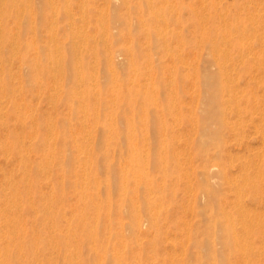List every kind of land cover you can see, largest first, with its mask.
<instances>
[{
    "label": "rangeland",
    "instance_id": "1",
    "mask_svg": "<svg viewBox=\"0 0 264 264\" xmlns=\"http://www.w3.org/2000/svg\"><path fill=\"white\" fill-rule=\"evenodd\" d=\"M199 1L201 5L197 4ZM236 1L238 4L233 7L234 0H157V6L166 11V27L165 22L149 28L142 26L143 20L147 21L152 13L141 0H129L128 3L122 0H33L37 13L30 19L32 24L35 23V28L31 29L28 21H25L21 34L13 24V18L8 17L12 34L9 45L5 43L4 46H16L3 57L7 70L6 82L13 90L4 91L1 88L3 86L0 87V208L4 209L0 211V249L9 252L0 253V264H4L8 255L13 263L16 256H19L24 264H244V255L240 249L245 246L241 245L245 244V240H238L236 244L235 240L234 244L228 245L231 237L227 236L226 226L231 219L237 237L246 228V223L253 227L249 228L250 235L246 241H252L254 248L251 246V260L245 264H264V241L258 239L264 237V188H258V193H255L252 185L247 182L255 179L264 186V156L261 157L264 155V136L261 135L264 131L258 111H253L251 119H246L240 134L233 130L234 126H238L234 123L236 112L229 111L227 116H230L231 124L235 125L233 129H224L223 141L218 144L203 134L201 123L198 125L203 115L200 110L203 106V86L198 73L215 68L207 46L199 41L201 35L198 30L203 27L200 24L203 21L204 28L211 27L215 20L220 24L221 17L234 11H238L236 13L241 16V25L253 21L264 23V0H258L259 5L257 0H249L255 6L258 5V10L262 8L257 13L252 2ZM98 3L104 6H96ZM66 8H69L70 16L65 15ZM202 8L206 12L201 15ZM219 10L224 11L225 15L219 17L216 13ZM249 12L252 15L250 19L247 17ZM79 13H82L81 16ZM117 14L124 16L125 20L116 21L114 16ZM205 14L207 17H204ZM242 27L234 30L232 35L236 37L245 32L252 42L254 37L252 39L251 36L255 32H242ZM263 27L260 25L258 32ZM155 28L162 30L166 36L165 41L155 34H144V31ZM221 30L219 27L212 33L215 36ZM75 34L78 38L74 37ZM77 42L78 47L75 46ZM165 43H168L167 50L163 47ZM179 44L182 45L180 48ZM178 49L182 50V54L180 51L178 53ZM110 50L111 53L108 52ZM251 54L247 56L252 57ZM58 55L61 58L55 63ZM232 55L236 56L237 50ZM236 71H232V76L238 77L233 80L238 85L240 106L250 104L247 100L248 91L256 92H252L255 98L250 93L253 104L254 101H263L264 91L256 87L258 78ZM159 78L164 83L158 84ZM251 85H255V90H250ZM129 91L134 93L131 95L133 99L137 98L136 103H132V99L129 101ZM152 91L154 96L149 100L141 97L144 92ZM190 106L194 109L193 113ZM252 120H258L256 126ZM259 131H262L261 134ZM202 138L207 141L203 143ZM130 141L134 147L137 146L136 150L143 154L142 157L148 159L143 165L146 167L147 179L155 190L149 191L144 179L133 185L134 162L131 159ZM216 145L220 152H217ZM22 149L27 153L32 177H37V180L27 194L21 187L23 204L17 209L8 199L13 194L16 196V184L27 180L22 169ZM40 165L43 169L41 173ZM107 165L116 171L117 177L107 169ZM162 165L167 169V174L161 170ZM122 169L130 176V194L138 197L140 208L133 211L123 205L129 196L119 188L118 173L122 174ZM220 169L223 174L215 172ZM187 171L190 176H187ZM22 178L24 181L21 182ZM230 178L231 181H228ZM89 179L93 182L85 185L84 181L88 182ZM244 180L246 183L242 185ZM237 184L244 187L243 199H240L243 203L237 198L238 186H232ZM209 187L216 191L212 200L204 191ZM82 188L96 194L93 203L101 204L99 217L94 209L84 208V200L79 196ZM158 189H162V192H158ZM107 198L112 199V206L104 205ZM148 198L156 201L154 209L158 210L157 228L150 226L148 213L144 208L141 209L143 201ZM8 212L18 215L19 220L11 240L4 237L5 230L10 228L3 224ZM135 212L138 213L139 223L133 224L131 217ZM251 222H254L253 225ZM222 235L224 238L220 237ZM236 246L239 250H236ZM257 248L258 251H254ZM220 254L222 259L219 258ZM15 263H18L17 260Z\"/></svg>",
    "mask_w": 264,
    "mask_h": 264
},
{
    "label": "bare ground",
    "instance_id": "2",
    "mask_svg": "<svg viewBox=\"0 0 264 264\" xmlns=\"http://www.w3.org/2000/svg\"><path fill=\"white\" fill-rule=\"evenodd\" d=\"M32 1L33 0H0V87L1 86H3V87H1L2 89H4V91H6V90H9V91H11V90H13V88H11L12 86L11 85H9L6 81H7V70H6V68H5V65H4V63H3V60H4V55H5V53L6 52H9V51H12V50H14V47L16 46L15 44L13 45L14 47H12V48H8V47H6V46H4L5 45V43L7 44V45H9V43H10V37H11V34H12V30H11V27H10V25H9V22H8V17H12L13 18V24L16 26V28H17V30H19V33L21 34L22 33V31H23V29H24V27H25V25H24V23H25V21H28V23L30 24V28L31 29H33V28H35V23H31V17H33V14H36L37 13V9L35 8V6H34V4L32 3ZM36 1H38V2H42V1H46V0H36ZM53 1V0H52ZM57 1V0H56ZM112 1V0H111ZM114 1V0H113ZM123 2H126V3H128L129 2V0H122ZM141 1H144L145 2V4L147 5V7L149 8V11L152 13L151 14V17L149 18V19H147V21L146 22H148V25H146V22L143 20V24H142V26L144 27V28H149V27H151V26H155V25H157V24H159L160 22H165V27L166 26H168L166 23H167V16H166V11H165V9H161L159 6H157L158 4L156 3V1L157 0H141ZM162 1V0H161ZM163 1H165L166 2V0H163ZM172 1V0H171ZM202 1V0H201ZM204 2L206 1V0H203ZM256 1V0H255ZM50 2H51V0H50ZM80 2H82V0H80ZM85 2V1H84ZM165 2H163V4L165 3ZM220 2V1H219ZM248 2H250L249 0H248ZM252 2V1H251ZM250 2V3H251ZM259 1L257 0L256 1V3H258ZM175 3V2H174ZM198 3H200V1L199 2H197V4ZM244 3V2H243ZM36 4V3H35ZM58 4V3H57ZM85 4V3H84ZM83 4V5H84ZM202 4V2L200 3V5ZM204 4V3H203ZM218 4V3H217ZM217 4H214V5H217ZM238 3H237V1L236 0H234V2H233V7H236L235 5H237ZM252 4H254V7L256 8V13H257V10H258V8H257V6L260 4V3H258V5L257 6H255V3H253L252 2ZM67 5V4H66ZM98 5H103L104 6V4H97L96 6H98ZM112 5V4H111ZM206 5V4H205ZM246 5H247V2H246ZM115 6V5H114ZM114 6H113V8H114ZM260 6H262V5H260ZM40 7V6H39ZM68 7H70L69 5H68ZM82 7V6H81ZM102 7V6H101ZM100 7V8H101ZM202 7V6H201ZM248 7V6H247ZM246 7V8H247ZM57 8V7H56ZM72 8V7H71ZM83 8V7H82ZM105 8H107L106 6H105ZM173 8V7H172ZM171 8V9H172ZM197 8V7H196ZM239 8H241L240 6H239ZM246 8H245V10H246ZM250 8V7H249ZM249 8H247V9H249ZM262 8L264 9V7L262 6ZM262 8H260V10H258V11H261V9ZM54 9H55V3H54ZM98 9H99V7H98ZM112 9V8H111ZM177 9H178V7H177ZM176 9V10H177ZM203 9V11H200V14L202 15V13L204 12V8H202ZM254 9V8H253ZM194 10H196L195 8H194ZM255 10V9H254ZM72 11V10H71ZM81 11V10H80ZM101 11H102V8H101ZM197 11V10H196ZM227 11V10H226ZM263 11V10H262ZM55 12H57V9H55ZM82 12V11H81ZM206 12V11H205ZM204 12V13H205ZM224 12V11H223ZM221 10H219V11H216V13L217 14H219L220 16L219 17H221V16H223V14L225 13H223ZM236 12H238V11H236ZM235 11L234 12H231V13H228V14H224L225 16H223V17H221V20H220V24L215 20V21H213V23L211 24V27H209V28H204V25H202V23H204L203 21H202V23L200 24L201 25V27H202V30L200 29V30H198V33H200V35H201V39L199 40L202 44H204L205 45V47L208 49V51H209V54H210V56H211V61H212V63H213V65L215 66V68H213V69H204L203 70V72L202 73H198L199 74V77H201V79H199V81L201 82V85L203 86V97H202V109H200L201 111H202V113H203V115H202V117L201 118H199V120H198V125L201 123L202 124V132H203V134L204 135H207V137H209V138H211L212 139V141H215V144H218V143H220V142H222L223 141V136H224V129H233V125H235V124H238V126H234V133H239L240 134V132H242L243 131V126H245L244 125V123H245V121H247L246 119L247 118H249V119H251L250 118V116H251V114L253 113V111H258L257 113L259 114V116H260V118H261V122H262V128H263V131H264V99H263V101H256V103H255V101H254V104H253V100H252V97L250 96V93L252 94V92L253 93H256V92H254V91H248L249 92V95L247 96V100L249 101V105H247V106H245V107H241L240 106V99L238 98V95H237V86L238 85H235L234 84V80H233V78L234 77H237V76H232V71L234 70V71H236V72H238V71H240V72H244V74H250V75H254L253 77L254 78H258L257 79V81H258V83H257V81H256V87H260V89H263V91H264V27L261 29V31H259L258 32V29H260V25H263L264 26V23H254V21L252 22V23H249V24H244L243 23V25H241L242 24V22H240V15L239 14H237ZM246 12H247V10H246ZM73 13H74V11H73ZM100 13V12H99ZM107 13V12H106ZM195 13H197V12H195ZM253 13V11L251 12V14ZM255 13V14H256ZM80 14V16H81V14L82 13H79ZM247 14V13H246ZM249 14H250V12H249ZM249 15V16H247V17H249V19H250V16H252V15ZM255 14H253L254 16H255ZM259 14V13H258ZM263 14V13H262ZM51 15H52V13H51ZM50 15V16H51ZM65 15L66 16H70V10H69V8H66L65 9ZM85 15V14H84ZM248 15V14H247ZM86 16V15H85ZM264 15H262V17H263ZM54 17H55V15H54ZM108 17V16H107ZM204 17H207L206 16V14L204 15ZM203 17V18H204ZM234 17H237L236 19H237V21L236 22H234L233 21V19H234ZM246 17V16H245ZM53 18V17H52ZM114 18H115V20L116 21H120V20H123L125 17L124 16H121V15H116V16H114ZM197 18H198V16H197ZM202 18V17H201ZM253 18V17H252ZM257 18V17H256ZM47 19H48V17H47ZM50 19H51V17H50ZM100 19H101V17H100ZM143 19V18H142ZM207 19V18H206ZM205 19V20H206ZM81 20V19H80ZM125 20V19H124ZM134 20V19H133ZM212 20V19H211ZM245 20V19H244ZM258 20V19H257ZM263 21H264V17H263V19H262ZM48 21H50V20H48ZM251 21H252V19H251ZM263 21H261V22H263ZM51 22V21H50ZM49 22V23H50ZM88 22V21H87ZM200 22V21H199ZM206 22V21H205ZM53 23V22H52ZM86 23V22H85ZM89 23V22H88ZM218 23V24H217ZM71 24H72V21H71ZM47 25H49L48 23H47ZM83 25H85V24H83ZM50 26V25H49ZM52 26H54V25H52ZM73 26V25H72ZM159 26V25H158ZM240 26H243L241 29H242V32H244V31H246V30H253L252 32H255V34H252V35H254V36H251V38L252 37H254V39L252 40V42L250 41V39H249V37L247 36V35H245V32L244 33H242V34H240V35H238V36H236L235 37V35L233 36L232 35V32H235L236 30H238L239 28H240ZM222 28V30L221 31H219V32H217V34L214 36L213 35V31L215 32L216 30H217V28ZM254 27V28H253ZM14 28V27H13ZM71 28V27H70ZM87 28V27H86ZM106 28V27H105ZM143 28V29H144ZM160 28V27H159ZM170 28V27H169ZM180 28V27H179ZM185 28V27H184ZM165 29V28H164ZM38 30V29H37ZM49 30H50V27H49ZM53 30V29H52ZM72 30H73V28H72ZM84 30H85V28H84ZM94 30V29H93ZM112 30H114V29H112ZM235 30V31H234ZM15 31V30H14ZM92 30H90V32H91ZM96 31V30H95ZM179 31V30H178ZM84 32V31H83ZM87 32H89L88 30H87ZM94 32V31H93ZM104 32V31H103ZM33 33V32H32ZM49 33V32H48ZM54 33H55V30H54ZM92 33V32H91ZM90 33V34H91ZM107 33V32H106ZM179 33V32H178ZM53 34V33H52ZM56 34V33H55ZM144 34H146V36H151L152 34H155V36L156 37H158V38H161L163 41H165V34H163L162 33V30L161 29H153L152 31H144ZM246 34H247V32H246ZM34 35V34H33ZM50 35V34H49ZM20 36V35H19ZM180 36V35H179ZM55 37V36H54ZM74 37L75 38H78V36H77V34H75L74 35ZM153 37V36H152ZM182 37V36H181ZM33 39V38H32ZM79 39H82V38H79ZM85 39V38H84ZM128 39V38H127ZM51 40V39H50ZM54 40H56L55 38H54ZM106 40V39H105ZM198 40V39H197ZM129 41V39L127 40V42ZM34 42V41H33ZM57 42V41H56ZM107 42H108V40H107ZM126 41H125V43H127ZM145 42V41H144ZM173 42V41H172ZM181 42V41H180ZM179 42V43H180ZM124 43V44H125ZM177 43H178V41H177ZM198 43V42H197ZM110 44V43H109ZM168 44V43H167ZM167 44L165 43L164 45H163V47L167 50L168 49V46H167ZM56 45H57V43H56ZM128 45V44H127ZM149 45V44H148ZM75 46H77L78 47V42H77V44H75ZM80 46V45H79ZM82 46V45H81ZM95 46V45H94ZM108 46H110V45H108ZM108 46H107V48H108ZM182 46V45H181ZM180 46V44H179V48L181 47ZM36 47V46H35ZM84 47V46H83ZM128 47H130V46H128ZM79 48H81V47H79ZM106 48V49H107ZM68 49V48H67ZM110 49V48H109ZM172 49V48H171ZM17 50V49H16ZM57 49L55 48V52L54 53H56L57 51H56ZM131 50V49H130ZM130 50H129V52H130ZM146 50V49H145ZM199 50V49H198ZM205 50V49H204ZM234 50H237V55L236 56H233L232 55V53H233V51ZM67 51V50H66ZM179 49H178V53H179ZM182 51V50H181ZM180 51V52H181ZM108 52H110L111 53V50L110 51H108ZM115 52H117V51H115ZM171 52V54H172V51H170ZM255 52V53H254ZM36 53V52H35ZM78 53V52H77ZM251 53H253V54H251ZM18 54V53H17ZM61 53H59V55H60ZM94 54V53H93ZM181 54H182V52H181ZM203 54H205V53H203ZM247 54H251V55H253L252 57H248L247 56ZM58 55V57H56V59H55V63L56 62H58L59 60H58V58L61 56H59ZM68 55V54H67ZM108 55V54H107ZM34 56H36V55H34ZM55 56H57L56 54H55ZM93 56V55H92ZM109 56V55H108ZM131 56H132V54H131ZM188 56V55H187ZM68 57V56H67ZM189 57V56H188ZM36 58V57H35ZM61 58V57H60ZM110 58V57H109ZM132 58V57H131ZM171 58L173 59V57L171 56ZM181 58V57H180ZM203 58V57H202ZM182 59L183 58H181V61H182ZM197 59V58H196ZM199 59V58H198ZM197 59V60H198ZM210 59V58H209ZM20 60V59H19ZM70 60V59H69ZM204 60H205V57H204ZM50 61H51V58H50ZM185 61V60H184ZM187 61V60H186ZM185 61V62H186ZM9 62H11V61H9ZM125 62V61H124ZM133 62V61H132ZM192 62V61H191ZM15 63V62H14ZM20 63V62H19ZM51 63V62H50ZM96 63V62H95ZM110 63V62H109ZM120 63H121V61H120ZM188 63V62H187ZM186 63V65L188 66L189 64H187ZM190 63V62H189ZM207 63V62H206ZM119 64V63H118ZM185 64V63H184ZM194 64V63H193ZM192 64V65H193ZM201 64V63H200ZM16 65V64H15ZM68 65V64H67ZM95 66V65H94ZM102 66V65H101ZM134 66V65H133ZM195 66V65H194ZM193 66V67H194ZM103 67V66H102ZM101 67V68H102ZM111 67V66H110ZM20 68V67H19ZM68 69V68H67ZM78 69V68H77ZM134 69H135V67H134ZM170 69V68H169ZM26 70V69H25ZM69 70V69H68ZM79 70V69H78ZM115 70V69H114ZM114 70L112 71V72H114ZM147 70V69H146ZM172 69H170V71H171ZM121 71V70H120ZM169 71V72H170ZM193 71H194V69H193ZM55 72V71H54ZM71 72V71H70ZM78 72V71H77ZM147 72H148V70H147ZM15 73V72H14ZM25 73V72H24ZM135 73V72H134ZM194 73V72H193ZM253 73V74H252ZM19 74H20V72H19ZM26 74V73H25ZM71 74V73H70ZM173 74V73H172ZM61 75V74H60ZM170 75V74H169ZM188 75H189V73H188ZM67 76V75H66ZM92 76V75H91ZM193 76V75H192ZM195 76V75H194ZM78 77H79V74H78ZM104 77V76H103ZM133 77V76H132ZM153 77V76H152ZM95 78V77H94ZM93 78V79H94ZM146 78V77H145ZM147 78H149V77H147ZM146 78V79H147ZM238 78V77H237ZM19 79V78H18ZM53 79V78H52ZM55 79H57V78H55ZM62 79V78H61ZM77 79V78H76ZM193 79H195V78H193ZM66 80V79H65ZM69 80V79H68ZM95 80V79H94ZM255 80V79H254ZM18 81V80H17ZM33 81L35 82V80L33 79ZM53 81H54V79H53ZM90 81V80H89ZM96 81V80H95ZM194 81V80H193ZM19 82H21V80L19 81ZM18 82V83H19ZM94 82V81H93ZM146 82V81H145ZM164 83V81H163V79L161 78H159V80H158V84H161V83ZM92 83V82H91ZM194 83V82H193ZM41 84V83H40ZM54 84H55V82H54ZM66 84V83H65ZM19 85H22V84H19ZM81 85H82V83H81ZM188 85H189V83H188ZM40 86V85H39ZM194 86H195V83H194ZM19 87V86H18ZM53 87V86H52ZM254 87H255V85L254 86H252L251 85V88H250V90H252V89H254ZM194 88V87H193ZM59 89V88H58ZM255 90V89H254ZM259 90V89H258ZM55 91H56V89H55ZM173 91V90H172ZM171 91V92H172ZM195 91V90H194ZM198 91V90H197ZM241 91V90H240ZM239 91V95H240V92ZM257 91V90H256ZM130 93V96L128 97V98H130V100L129 101H131V99H132V103H136L137 102V98H132L131 97V95H133L134 93L133 92H131V91H129ZM191 92V91H190ZM259 92V91H258ZM54 94V93H53ZM58 94V93H57ZM172 95H173V93H172ZM191 95V94H190ZM197 95V94H196ZM256 95V94H255ZM260 95V94H259ZM139 96V95H138ZM154 96V91H152V92H150V93H147V92H144L143 94H142V96L141 97H143V99L144 100H149L148 98H152ZM252 96L255 98V96L252 94ZM21 98H22V96H20ZM196 97V96H195ZM262 97H264V94L262 95ZM196 98H198V97H196ZM238 98V99H237ZM114 99V98H113ZM196 100V99H195ZM174 101V100H173ZM191 101V100H190ZM197 101V100H196ZM201 101V100H200ZM18 102V101H17ZM14 103V102H13ZM196 103V102H195ZM244 103V102H243ZM84 105V104H83ZM34 106V105H33ZM194 106V105H193ZM133 107V106H132ZM177 107V106H176ZM191 107V106H190ZM189 107V108H190ZM188 108V109H189ZM133 109H134V107H133ZM25 110H27V109H25ZM85 110V107H84V109H83V111ZM176 110V109H175ZM192 110H194V109H192V107H191V112H192ZM198 110V109H197ZM28 111V110H27ZM147 111V113H148V109L146 110ZM229 111H235L236 113V117H235V121H234V123L233 124H231V120H230V116L228 117L227 116V113L229 112ZM162 113H165V110H162L161 111ZM26 113V112H25ZM86 113V112H85ZM193 113V112H192ZM178 116V115H177ZM201 116V115H200ZM231 116H233V115H231ZM235 116V115H234ZM233 116V117H234ZM16 118V117H15ZM176 118V117H175ZM174 118V119H175ZM130 119V118H129ZM189 120H190V118H189ZM196 120V119H195ZM24 121V120H23ZM50 121V120H49ZM114 121V120H113ZM121 121V120H120ZM260 121V120H259ZM252 122H255L256 124H255V126L257 125V122H258V120H257V122L256 121H253L252 120ZM251 122V123H252ZM49 124H50V122H48ZM47 123V124H48ZM190 123H191V121H190ZM196 123V122H195ZM47 124H45V125H47ZM239 124H240V126H239ZM51 125V124H50ZM70 125V124H69ZM122 125H123V123H122ZM252 125H254V124H252ZM53 126V125H52ZM129 126H131V125H129ZM51 127V126H50ZM87 127V126H86ZM131 127H134L133 125L131 126ZM131 127H130V130H131ZM193 127H195V126H193ZM192 127V128H193ZM254 127V126H253ZM15 128H17V127H15ZM186 128V127H185ZM86 129V128H85ZM134 129V128H133ZM196 129V128H195ZM257 130H258V128H256ZM261 129V128H260ZM259 129V130H260ZM33 130H35V129H33ZM50 130V129H49ZM70 130H71V128H70ZM98 130H99V128H98ZM73 131V130H72ZM133 131V130H132ZM131 131V132H132ZM185 131V130H184ZM199 131V130H198ZM256 131V130H255ZM33 132V131H32ZM195 132V131H194ZM233 132V131H232ZM231 132V133H232ZM258 132V131H257ZM256 132V133H257ZM262 132V131H261ZM261 132L259 131V133L261 134ZM7 133V132H6ZM50 133H52V132H50ZM100 133V132H99ZM201 133V132H200ZM244 133V132H243ZM246 133H247V131H246ZM145 134V133H144ZM153 134V133H152ZM151 134V135H152ZM32 135V134H31ZM52 135V134H51ZM97 135H99V134H97ZM154 135V134H153ZM236 135V134H235ZM238 135V134H237ZM261 135H263L264 136V133H262ZM73 136H74V134H73ZM121 136V135H120ZM190 136H192L191 135V133H190ZM242 136H243V134H242ZM30 137V136H29ZM145 137V136H144ZM202 137V136H201ZM246 137H247V135H246ZM22 138V137H21ZM50 138V137H49ZM98 138H99V136H98ZM153 138V137H152ZM229 138V137H228ZM240 138V137H239ZM263 138L264 137H262V141H264L263 140ZM146 139V138H145ZM192 139V138H191ZM199 139V138H198ZM31 140V139H30ZM55 140V139H54ZM90 140V139H89ZM153 140V139H152ZM247 140V139H246ZM202 141H203V143H205L207 140L206 139H203L202 138ZM262 141H261V145H262ZM46 142H47V140H46ZM116 142V141H115ZM122 142V141H121ZM90 143V142H89ZM145 144H146V142H144ZM244 144H245V142H243ZM247 143H248V141H247ZM123 144V143H122ZM166 144V143H165ZM164 144V145H165ZM190 143H188V145H189ZM264 144V143H263ZM89 145V144H88ZM87 145V146H88ZM130 145L132 146L131 148H132V151H131V159H132V161L134 162V164H133V181H134V183H133V185H136L137 184V182L139 181V180H141V179H144L145 180V184L147 185V187H149L148 188V190L150 191L151 189H153V190H155L154 189V187H153V184L147 179V173H146V171H145V166L143 165V162L146 164V162H147V158L146 157H142V153H139L138 152V150H136L137 149V146H135L134 147V145H133V143H132V141H130ZM247 145V144H246ZM79 146H80V144H79ZM86 146V147H87ZM263 146V145H262ZM53 147V146H52ZM146 147V146H145ZM164 147V146H163ZM188 148H190L189 146H187ZM218 147L219 146H217L216 145V149H217V152H220V150L218 149ZM251 147V146H250ZM174 148V147H173ZM187 148V149H188ZM67 149V148H66ZM146 149V148H145ZM189 150V149H188ZM68 151H69V149H68ZM190 151V150H189ZM145 152H147V151H145ZM144 152V153H145ZM175 152V151H174ZM180 151H176V153H179ZM191 152V151H190ZM69 153V152H68ZM67 153V154H68ZM81 153V152H80ZM85 153H87V152H85ZM162 153V152H161ZM25 151H24V149H22L21 150V158L23 159V162H22V169H23V171H24V175H25V178L27 179L25 182H23V183H19V184H16V186H15V191L17 192L16 193V196H14L15 194H13V196H12V198H9L8 200H9V202L11 201V203H12V206H14L15 208H17V209H19V206H21V204H23V199H22V197H21V187H22V191L25 193V194H27V193H29L32 189H33V187H34V185H35V182H36V180H37V177H32L33 176V171H32V169L31 168H29L28 167V164H27V153L25 154ZM55 154V153H54ZM146 154V153H145ZM163 154V153H162ZM175 154V153H174ZM178 155V154H177ZM191 155V154H190ZM243 155V154H242ZM260 155V154H259ZM192 156V155H191ZM232 156V155H231ZM231 156H230V158H231ZM262 156H264V155H261V157ZM67 157V156H66ZM65 157V158H66ZM257 157V156H256ZM85 158V157H84ZM178 158V157H177ZM16 159H17V157H16ZM46 159H48V157L46 158ZM77 159V158H76ZM188 159V158H187ZM192 159V158H191ZM232 159V158H231ZM256 159V158H255ZM255 159H253L254 161H255ZM259 159H260V157H259ZM258 159V162H260V160ZM17 161V160H16ZM157 161H158V163H160L161 161L159 160V158H157ZM47 162V161H46ZM181 162V161H180ZM230 162V161H229ZM77 163V162H76ZM86 163V162H85ZM124 163V162H123ZM255 163V162H254ZM18 164V163H17ZM90 164V163H89ZM255 164H257V163H255ZM120 165H121V161H120ZM83 166V165H82ZM151 166V165H150ZM224 166V165H223ZM248 166H249V164H248ZM258 166V165H257ZM40 168H39V173H41V172H43V169H42V167H41V165L39 166ZM101 167V166H100ZM100 167H99V169H100ZM107 167V169L108 170H110V171H113V173L116 175V177H117V174H116V171H114V169H112L111 168V166L110 165H107L106 166ZM122 167V166H121ZM125 167V166H124ZM215 167V166H214ZM244 167H246V165L244 166ZM191 168H193V166L191 167ZM211 168V167H210ZM247 169H248V167H246ZM1 169H3V168H1ZM84 170H85V168H83ZM123 169H126V168H123ZM122 169V170H123ZM245 169V168H244ZM247 169H245L246 170V173H248L247 172ZM161 170L163 171V173H165V174H167V169L165 168V166H161ZM255 170H256V166H255ZM259 170H261V169H259ZM45 171V170H44ZM124 172H122V174L119 172L118 173V177H119V179H120V184H119V188L123 191V194H125V195H128L129 196V200L128 201H125V203H123V205L125 206V208H127L128 210H130V211H133V210H136V208H140V205L137 203L138 202V197H134V196H132L131 194H130V191H129V183L131 182V180H130V176H129V173H127V171H125V170H123ZM213 171V170H212ZM263 171V170H262ZM4 172V171H3ZM215 172H220V173H222L223 174V170H216ZM255 172V171H254ZM182 174H183V172H181ZM190 173H191V171H190ZM226 173V172H225ZM230 173V172H229ZM258 173V172H257ZM256 173V174H257ZM259 173H262V172H259ZM82 174H83V172H82ZM185 174V173H184ZM183 174V175H184ZM187 176H190L189 175V173H188V171H187ZM209 174V173H208ZM211 174V173H210ZM216 174V173H215ZM255 174V175H256ZM186 175V174H185ZM201 175V174H200ZM231 175H233V174H231ZM258 175V174H257ZM216 176V175H215ZM227 176V175H226ZM260 176H261V174H260ZM82 177V176H81ZM217 177V176H216ZM233 177H235V176H233ZM232 177V180L234 179ZM89 178V177H88ZM188 178V177H187ZM192 178V177H191ZM243 178H245L246 179V176H244ZM84 179H85V176H84ZM189 179H190V177H189ZM194 179V178H193ZM202 179H203V177H202ZM213 179H215V178H213ZM236 180V179H235ZM247 180V179H246ZM251 180V182H249ZM249 181L247 180V182H248V184H251L252 186L251 187H253V189H254V192L256 193L257 191H258V188H261V189H263L264 188V186H262V185H260V183H259V181H256L255 179H250ZM7 181H9V180H7ZM22 181H24V178H22V180H21V182ZM203 181V180H202ZM228 181H231V178H230V180H228ZM245 181V180H244ZM93 181H91V179H89V181L88 182H86V181H84V183H85V185H87V184H90V183H92ZM192 182V181H191ZM213 182V181H212ZM235 182V181H234ZM238 182V181H237ZM237 182H235V183H237ZM114 182H112V184H113ZM230 183H233V182H230ZM229 183V184H230ZM239 184H240V182H238ZM243 183H246V181L245 182H243L242 181V185H243ZM6 184H8V182L6 183ZM189 184H190V182H189ZM214 184V183H213ZM212 184V185H213ZM239 184H237V185H232V186H238V187H236L237 188V198H238V200H240V199H243L242 198V196H243V190H244V187H241ZM194 185V184H193ZM84 186V185H83ZM190 186V185H189ZM101 187H102V185H101ZM52 188V187H51ZM112 188V187H111ZM230 188V187H229ZM234 188V187H233ZM235 188V189H236ZM192 189H193V186H192ZM82 191H81V193H79V196L84 200V208L85 209H90V208H92V209H94L96 212H94V213H97V215H98V217H99V214H100V209H101V204L100 203H97L96 202V204H94L93 202L95 201V196H96V194L94 195V194H91V193H89L86 189H84V188H82L81 189ZM204 191L208 194V196H209V198L211 197V200H212V197L213 198H215V196H216V191H215V189H213V188H211V187H209V188H207V190H205L204 189ZM232 191V190H231ZM158 192H162V189H158ZM235 192V191H234ZM246 193V192H245ZM258 193V192H257ZM6 195V194H5ZM261 195V194H260ZM263 195V194H262ZM185 196H187V195H185ZM189 196V195H188ZM194 195H192V197H193ZM232 196V195H231ZM245 196H246V194H245ZM5 197V196H4ZM260 197V196H259ZM194 198V197H193ZM204 198V197H203ZM230 198V197H229ZM31 199V198H30ZM44 199V198H43ZM188 199V198H187ZM192 199V198H191ZM205 199V198H204ZM264 199V198H263ZM81 200V199H80ZM79 200V201H80ZM127 200V199H126ZM183 200V199H182ZM237 200V199H236ZM192 201V200H191ZM198 201V200H197ZM204 201V200H203ZM241 201V200H240ZM239 201V202H240ZM243 201V200H242ZM241 201V203H243ZM262 201H264V200H262ZM246 202V201H245ZM5 203V202H4ZM80 202H78V204H79ZM161 203V202H160ZM236 203V202H235ZM263 203V202H262ZM10 204V203H9ZM156 204V201H153V200H150V198H148V199H146V200H144L143 201V204H142V206H141V209L142 208H144L145 209V211L148 213V216H149V221L151 222V224H150V226L151 227H153V228H157L158 226H157V211L158 210H156L155 211V209H154V205ZM182 204H183V202H182ZM239 204V203H238ZM247 204H248V202H247ZM92 205V206H91ZM104 205H107V206H112L113 205V202H112V199L111 198H107V201H105V204ZM161 205V204H160ZM184 205H185V202H184ZM239 205H242L243 206V208H244V204H239ZM91 206V207H90ZM156 206V205H155ZM158 206H159V204H158ZM157 206V207H158ZM221 206V205H220ZM232 206H233V203H232ZM241 206V207H242ZM247 206V205H246ZM245 206V207H246ZM0 207H1V203H0ZM186 207V206H185ZM82 208V207H81ZM192 208V207H191ZM190 208V209H191ZM223 208V207H222ZM235 208V207H234ZM247 208H248V206H247ZM157 209H159V208H157ZM242 209V208H241ZM248 209H250V208H248ZM4 209H1L0 208V211H3ZM222 211H223V209H221ZM225 210V209H224ZM15 211V210H14ZM241 211V210H240ZM246 211V210H245ZM5 212V211H4ZM224 212V211H223ZM226 212V211H225ZM246 212H250V210H248V211H246ZM15 213H17L16 211H15ZM74 213V212H73ZM245 213V212H244ZM5 214V213H4ZM18 214V213H17ZM191 214V213H190ZM226 214V213H225ZM224 214V215H225ZM231 214V213H230ZM251 214V213H250ZM249 213H248V215H250ZM243 215V214H242ZM17 216L18 215H16V214H11L10 212H8L6 215H5V223H3L4 224V226H9L10 228H8L7 230H5V235H4V237L5 238H8V239H12L13 237H14V229L16 228V224H18V222H19V220H18V218H17ZM64 216H65V213H64ZM226 216H227V214H226ZM226 216H225V218H226ZM231 217H232V215H230ZM244 216V215H243ZM246 216V215H245ZM96 217V216H95ZM105 217V216H104ZM247 217V216H246ZM146 218V217H145ZM230 218V217H229ZM228 218V219H229ZM239 218H241V217H239ZM250 218V217H249ZM67 219V218H66ZM189 219V218H188ZM69 220V219H68ZM103 220V219H102ZM126 220H128V219H126ZM131 220L133 221V224H136V223H139V216H138V213L137 212H135V213H133V215H132V217H131ZM191 220V219H190ZM233 219H231L230 221H228V223H227V226H226V231H227V236L228 237H231L230 238V241L228 242V245L230 246V245H232V244H234V241H235V244H236V242H238V240L240 241L241 239L242 240H245V244L243 243V244H241V245H245V246H242L241 247V249H240V251L243 253V259H244V261H245V263H247L248 261H250L251 259H249V257L251 258V249L253 250V248H254V245L252 244V241H246V238H247V236H249L250 235V233H249V231H250V229L249 228H251V227H249V225L246 223V221L244 222V223H246V228L244 227V226H242V227H244L245 229H244V231L239 235V237H237V235L235 234V230L236 229H234V221H232ZM243 220H245V219H243ZM242 220V221H243ZM252 220V219H251ZM254 220V219H253ZM187 221V220H186ZM123 222V221H122ZM255 222V221H254ZM253 222V223H254ZM120 223V222H119ZM244 223H242L243 225H244ZM248 223H250V222H248ZM253 223L251 222V225H253ZM49 224V223H48ZM128 224V223H127ZM220 224H222L223 225V222H221ZM257 224V223H256ZM261 224H263V223H261ZM119 225V224H118ZM123 225V224H122ZM264 225V224H263ZM109 226V225H108ZM136 226H138V225H136ZM135 226V227H136ZM260 227L262 226V225H259ZM139 227V226H138ZM3 228V227H2ZM199 228V227H198ZM253 228V227H252ZM251 228V229H252ZM64 229V228H63ZM218 229V228H217ZM216 229V230H217ZM263 229V228H262ZM128 230V229H127ZM136 230V229H135ZM134 230V231H135ZM139 230V229H138ZM264 230V229H263ZM263 230H261V231H263ZM54 231V230H53ZM108 231H110V230H108ZM65 232H67V231H65ZM129 232V231H128ZM136 232V231H135ZM134 232V233H135ZM240 232H241V230H240ZM153 233V232H152ZM188 233V232H187ZM66 234V233H65ZM263 234V233H262ZM218 235V234H217ZM216 235V236H217ZM92 236V235H91ZM135 236H136V233H135ZM188 236V235H187ZM221 238H224V235H222V236H220ZM259 237V236H258ZM263 237V236H262ZM37 238V237H36ZM215 238H217V237H215ZM249 238V237H248ZM76 239V238H75ZM123 239V238H122ZM252 239V238H251ZM258 239H260V240H262V241H264L263 239H264V237L261 239V238H258ZM107 240V239H106ZM137 240V239H136ZM259 240V241H260ZM122 241V240H121ZM173 242H174V240H172ZM138 242V241H137ZM21 243V242H20ZM35 243V242H34ZM205 243V242H204ZM218 243V242H217ZM260 243V242H259ZM261 243H263V242H261ZM36 244H37V242H36ZM124 244V243H123ZM174 245H175V243H173ZM8 245H10V244H8ZM263 244H261L260 246H262ZM105 246V245H104ZM251 246H253V248H251ZM260 246H258L259 248H260ZM6 247V246H5ZM21 247V246H20ZM98 247H99V244H98ZM206 247V246H205ZM204 247V248H205ZM239 247H240V245H239ZM95 248V247H94ZM203 248V249H204ZM259 248H257V250H254V251H258V249ZM115 249V248H114ZM202 249V250H203ZM206 249V248H205ZM261 249V248H260ZM79 250V249H78ZM184 250V249H183ZM236 250H239V249H237V246H236ZM217 251V250H216ZM117 252V251H116ZM0 253H3V254H7V253H9L8 252V250H5V251H3V250H1L0 249ZM54 253V252H53ZM52 253V254H53ZM206 253V252H205ZM204 253V254H205ZM221 253V252H220ZM259 253V252H258ZM208 254V253H207ZM219 254V253H218ZM134 255V254H133ZM177 255V254H176ZM221 255V254H220ZM10 255H8V257L6 258V260L4 261V264H16L15 263V260H17V264H24L23 262H21L20 261V258H19V256H16V259L14 260V263L12 262V259L9 257ZM101 256V255H100ZM118 256V255H117ZM135 256V255H134ZM170 256H172V254H170ZM209 256V255H208ZM219 256V255H218ZM119 257V256H118ZM136 257V256H135ZM222 257V255L219 257L220 259H222L221 258ZM53 258V260L55 259L54 257H52ZM100 258V257H99ZM256 258H258L259 259V257H256ZM96 259V258H95ZM94 259V260H95ZM101 259V258H100ZM172 259V258H171ZM177 259V258H176ZM68 260V259H67ZM75 260V259H74ZM118 260V259H117ZM84 261V260H83ZM83 261H81V262H83ZM96 261V260H95ZM98 261V260H97ZM101 261V260H100ZM70 262H71V260H70ZM79 262V261H78ZM172 262H173V259H172ZM119 263H121V262H119ZM244 263V264H245ZM3 264V263H2ZM39 264H41L40 262H39ZM66 264H67V262H66ZM78 264V263H77ZM81 264V263H80ZM100 264H101V262H100ZM107 264V263H106Z\"/></svg>",
    "mask_w": 264,
    "mask_h": 264
}]
</instances>
